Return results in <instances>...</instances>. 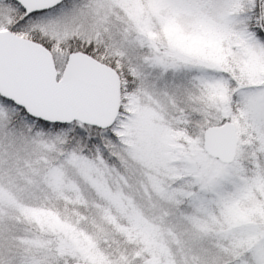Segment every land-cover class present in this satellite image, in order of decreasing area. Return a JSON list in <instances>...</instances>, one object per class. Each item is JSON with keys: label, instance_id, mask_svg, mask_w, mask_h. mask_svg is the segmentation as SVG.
<instances>
[{"label": "snow or ice", "instance_id": "snow-or-ice-1", "mask_svg": "<svg viewBox=\"0 0 264 264\" xmlns=\"http://www.w3.org/2000/svg\"><path fill=\"white\" fill-rule=\"evenodd\" d=\"M0 264H264V0H0Z\"/></svg>", "mask_w": 264, "mask_h": 264}]
</instances>
